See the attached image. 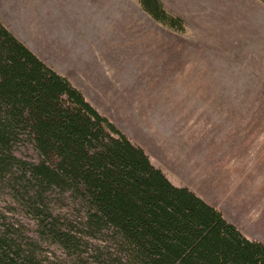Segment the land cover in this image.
<instances>
[{
	"label": "rangeland",
	"instance_id": "rangeland-1",
	"mask_svg": "<svg viewBox=\"0 0 264 264\" xmlns=\"http://www.w3.org/2000/svg\"><path fill=\"white\" fill-rule=\"evenodd\" d=\"M163 2L184 31L140 0H0V20L174 184L264 242V2Z\"/></svg>",
	"mask_w": 264,
	"mask_h": 264
},
{
	"label": "trees",
	"instance_id": "trees-1",
	"mask_svg": "<svg viewBox=\"0 0 264 264\" xmlns=\"http://www.w3.org/2000/svg\"><path fill=\"white\" fill-rule=\"evenodd\" d=\"M140 3L185 30L163 0ZM0 200V264H264V242L174 184L1 20Z\"/></svg>",
	"mask_w": 264,
	"mask_h": 264
}]
</instances>
